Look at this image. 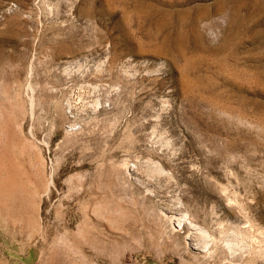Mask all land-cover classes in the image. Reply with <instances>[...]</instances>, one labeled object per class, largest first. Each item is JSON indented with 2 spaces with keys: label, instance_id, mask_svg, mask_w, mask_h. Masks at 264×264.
<instances>
[{
  "label": "rangeland",
  "instance_id": "obj_1",
  "mask_svg": "<svg viewBox=\"0 0 264 264\" xmlns=\"http://www.w3.org/2000/svg\"><path fill=\"white\" fill-rule=\"evenodd\" d=\"M250 258L264 0H0V261Z\"/></svg>",
  "mask_w": 264,
  "mask_h": 264
},
{
  "label": "bare ground",
  "instance_id": "obj_2",
  "mask_svg": "<svg viewBox=\"0 0 264 264\" xmlns=\"http://www.w3.org/2000/svg\"><path fill=\"white\" fill-rule=\"evenodd\" d=\"M31 102L33 103V101H32V99H31ZM51 183H52V181H51ZM194 228V227H193ZM197 230V229H196ZM199 230V229H198ZM200 231V230H199ZM202 232V231H201ZM249 232V231H248ZM260 247V246H259ZM258 253V252H257ZM214 259V258H213ZM251 259V258H250ZM249 260V259H248ZM254 261L255 260H249V261H246V262H244V263H240V264H254ZM2 262L0 261V264H1ZM3 264V263H2Z\"/></svg>",
  "mask_w": 264,
  "mask_h": 264
}]
</instances>
